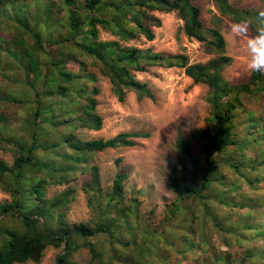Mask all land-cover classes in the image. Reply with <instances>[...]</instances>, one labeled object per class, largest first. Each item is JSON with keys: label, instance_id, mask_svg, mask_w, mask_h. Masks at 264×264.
<instances>
[{"label": "trees", "instance_id": "trees-1", "mask_svg": "<svg viewBox=\"0 0 264 264\" xmlns=\"http://www.w3.org/2000/svg\"><path fill=\"white\" fill-rule=\"evenodd\" d=\"M195 1L0 0V68L8 64L2 59L5 44L17 69L4 77L23 89L20 96L0 90V104L24 105L11 123L0 113V149L13 155L10 164L0 159V183L10 195L0 201V218L11 217L10 225H0V264L39 262L49 245L61 248L55 264H74L72 257L82 248L88 249V264H264V245L250 244L264 239V199L247 196L240 187L245 182L255 190L264 182L263 176L251 174L264 167V115L244 107L246 97L264 96V73L251 71L240 83L225 79L223 70L232 62L225 37L217 26L203 24ZM208 1L217 9L215 20L249 21L255 31L262 10L230 0ZM155 11H175L183 33L216 55L204 63L189 62L183 53L130 44L139 36L154 39L153 28L161 25ZM101 31L113 38H101ZM70 61L76 70L68 67ZM153 65L181 68L192 83L208 88V130L195 127L191 133L201 137L203 156L192 151L178 128L179 156L169 176L174 199L157 222L140 212L137 198L125 203L126 172L115 173L105 188L98 165L88 164L91 154L134 146L136 138L150 133L121 131L84 139L78 132L102 127L99 75L109 80L119 102L129 92L155 99L135 75ZM81 166L89 169L81 184L93 214L88 223L65 216L71 188L53 197L45 190L49 183L67 184ZM241 240L248 244L237 253Z\"/></svg>", "mask_w": 264, "mask_h": 264}, {"label": "rangeland", "instance_id": "rangeland-1", "mask_svg": "<svg viewBox=\"0 0 264 264\" xmlns=\"http://www.w3.org/2000/svg\"><path fill=\"white\" fill-rule=\"evenodd\" d=\"M230 1L245 8L264 10V0ZM195 2L201 10L203 24L207 27L217 26L225 37V53L232 57V62L224 68L223 76L233 83L246 81L251 71L247 68V55L242 41L235 38L231 31V26L235 22L224 17L215 20L213 16L217 15L218 12L211 1L196 0ZM154 14L161 19V25L153 28L155 32L154 39L147 41L143 36H139L130 40V44L139 47L151 46L155 51L183 53L187 55L189 62L204 63L216 55L209 45L188 38L183 33V21L175 11H155ZM251 33H254V31L250 28ZM100 37L103 39L113 38L104 31L100 32ZM5 47L4 44L1 50L2 59L7 61L8 64L0 68V90H12V94H19L20 96L23 89L12 87V78L6 79L4 77V74L12 76L17 69L14 63H10L11 59L6 54ZM56 55L58 56L57 52ZM68 67L73 70L77 69V65L73 61H70ZM135 75L139 80L149 85L155 99L146 96L138 98L134 92H129L125 100L119 102L111 90L109 80L99 75L96 83L100 90L97 95V111L103 119L102 127L99 130L80 128L78 132L84 139L108 138L121 131H146L150 133L149 137L136 138L134 146L107 148L93 153L89 157L88 164L98 165L101 184L105 188L111 185L115 173L126 172L127 178L124 182V188L127 199L125 203H128L130 197L137 198L140 212L144 213L146 218L157 222L164 213L166 203L174 199L169 176L172 172V165L176 163L179 156L174 143L178 128L183 131L192 151L196 154L199 153L198 156H203L200 153L201 137L197 140L191 136V133L195 127H199L203 133L208 130L205 120L208 115V105L205 102L208 88L202 83H192L191 78L187 77L183 69L178 67L167 68L153 65L149 66L146 71H136ZM245 104V108L258 111L264 115V96L261 98L246 97ZM23 107V104L3 101L0 104V113L11 123L12 118L21 113ZM56 133L60 134L57 130ZM261 148L264 150V145ZM247 153L253 155L254 151L249 149ZM12 156L11 151L0 149V159L8 164L12 162ZM116 158H120L118 165L115 163ZM251 174L264 177V167H257ZM71 176H73V179L67 184H47L46 196L53 197L65 188H71L73 195L70 203L66 206L65 216L69 222L88 223L93 214L87 204V196L82 190L81 184L89 178V169L87 166H81L78 170L72 172ZM240 187L245 195L264 199V182H258L255 190L250 189L245 182H241ZM3 200H10V195L5 185L0 183V201ZM10 224L11 217L0 218V225L8 226ZM215 240L218 243L219 237ZM240 242L242 245L235 247L237 253L242 252L248 244V241L245 240ZM250 244L262 247L264 239H258ZM60 250L61 248L49 245L45 248L39 262L29 260L16 264H55V257ZM172 256H174V253H172ZM72 260L74 264H88V249L77 250ZM154 264H157V262H154ZM179 264H185V262Z\"/></svg>", "mask_w": 264, "mask_h": 264}, {"label": "clouds", "instance_id": "clouds-1", "mask_svg": "<svg viewBox=\"0 0 264 264\" xmlns=\"http://www.w3.org/2000/svg\"><path fill=\"white\" fill-rule=\"evenodd\" d=\"M258 24L250 34V22L240 21L231 26L235 38L241 40L247 55L249 71L264 73V10L259 12Z\"/></svg>", "mask_w": 264, "mask_h": 264}]
</instances>
